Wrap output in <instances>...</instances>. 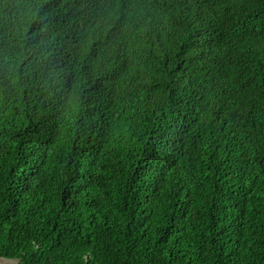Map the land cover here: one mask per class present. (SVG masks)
I'll return each mask as SVG.
<instances>
[{
	"label": "trees",
	"instance_id": "trees-1",
	"mask_svg": "<svg viewBox=\"0 0 264 264\" xmlns=\"http://www.w3.org/2000/svg\"><path fill=\"white\" fill-rule=\"evenodd\" d=\"M0 258L264 264V0H0Z\"/></svg>",
	"mask_w": 264,
	"mask_h": 264
},
{
	"label": "rangeland",
	"instance_id": "rangeland-1",
	"mask_svg": "<svg viewBox=\"0 0 264 264\" xmlns=\"http://www.w3.org/2000/svg\"><path fill=\"white\" fill-rule=\"evenodd\" d=\"M0 264H20V262L13 258H0Z\"/></svg>",
	"mask_w": 264,
	"mask_h": 264
}]
</instances>
